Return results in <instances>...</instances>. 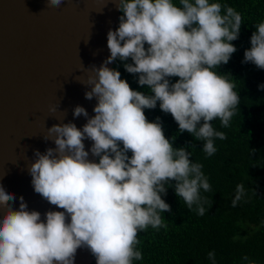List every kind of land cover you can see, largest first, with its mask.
<instances>
[{"label":"clouds","instance_id":"9594fccd","mask_svg":"<svg viewBox=\"0 0 264 264\" xmlns=\"http://www.w3.org/2000/svg\"><path fill=\"white\" fill-rule=\"evenodd\" d=\"M64 2L47 0V7ZM113 2L122 15L118 28L107 33L110 56L92 66L91 90L85 92L86 99L97 101L95 114L89 117L77 105L74 117L87 119L82 128L72 122L48 128L44 139L55 147L35 150L28 168L34 192L63 211H46L42 219L23 196L16 209L15 195L0 184V209H6L0 215V264H75L80 248L89 250L96 264H133L143 259L139 233L168 227L163 213L171 207L162 199L167 187L174 186L184 205L200 216L212 206L202 195L211 191L204 165L193 162L186 148L174 147L176 137L166 138L160 118L150 122L144 110L159 102L179 132L202 141L206 158L213 156L215 140L227 137L211 122L218 119L228 128L239 111L235 80L217 69L237 51L231 42L239 38L243 17L214 0ZM255 28L243 62L264 69V22ZM117 59L132 61L125 70L138 75V84L151 94L133 90L107 66ZM173 77L179 79L173 83ZM85 140L92 141L90 150ZM244 195L238 184L232 206ZM208 258L215 264L214 252ZM243 260L254 264L247 256Z\"/></svg>","mask_w":264,"mask_h":264},{"label":"water","instance_id":"95a60500","mask_svg":"<svg viewBox=\"0 0 264 264\" xmlns=\"http://www.w3.org/2000/svg\"><path fill=\"white\" fill-rule=\"evenodd\" d=\"M119 17L113 0H65L59 8L47 7V0H0V184L15 195L16 209L23 196L42 219L46 211H63L34 192L28 168L35 150L55 147L44 139L48 128L68 122L82 128L87 119L74 117L77 105L95 114L96 99L85 98L87 82L92 66L110 56L107 33ZM84 143L90 150L92 141ZM92 261L89 250H77L75 264Z\"/></svg>","mask_w":264,"mask_h":264},{"label":"trees","instance_id":"16d2710c","mask_svg":"<svg viewBox=\"0 0 264 264\" xmlns=\"http://www.w3.org/2000/svg\"><path fill=\"white\" fill-rule=\"evenodd\" d=\"M174 2L179 4V0ZM214 2L235 8L243 17L239 38L231 42L237 51L227 64L217 69L219 74L231 75L240 97L239 111L230 127H221L218 119L211 122L227 138L216 139L217 152L206 158L203 142L195 140L187 131L180 133L177 122L170 113L160 109L159 102L155 109L144 110L150 122L160 118L166 138L171 141L176 137L174 147L186 148L192 152L193 162L204 165L202 170L209 178L211 191L202 195L212 201V206L200 216L184 205L175 194L174 186H166L167 194L162 199L171 207V212L163 213L168 227L159 231L149 227L139 233L138 248L143 259L133 264H212L209 252L215 253V264H249L243 260L244 256L254 264H264V89L259 87L264 85V69L243 62L245 50L251 48L255 24L264 22V0ZM131 62L117 59L113 69L121 73V78L133 90L151 94L147 86L138 84V75L125 70L124 64ZM178 79L173 77L171 82ZM238 184L244 185L245 195L233 207ZM92 257V264H96Z\"/></svg>","mask_w":264,"mask_h":264}]
</instances>
